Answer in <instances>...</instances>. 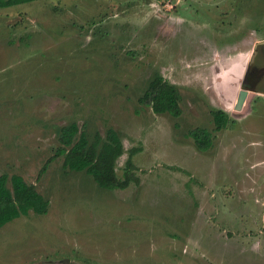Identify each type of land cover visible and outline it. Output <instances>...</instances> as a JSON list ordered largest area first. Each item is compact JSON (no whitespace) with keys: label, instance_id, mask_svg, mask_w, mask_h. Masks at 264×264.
I'll return each instance as SVG.
<instances>
[{"label":"rangeland","instance_id":"374dc122","mask_svg":"<svg viewBox=\"0 0 264 264\" xmlns=\"http://www.w3.org/2000/svg\"><path fill=\"white\" fill-rule=\"evenodd\" d=\"M262 42L264 0L0 8V173L49 201L0 229V264H264V90L221 131L212 115L236 102L239 53L260 48L264 67ZM156 75L178 89L180 117L141 104ZM72 123L91 139L116 131L120 178L139 148V183L110 191L64 157L47 165ZM197 129L212 136L204 151Z\"/></svg>","mask_w":264,"mask_h":264},{"label":"trees","instance_id":"16d2710c","mask_svg":"<svg viewBox=\"0 0 264 264\" xmlns=\"http://www.w3.org/2000/svg\"><path fill=\"white\" fill-rule=\"evenodd\" d=\"M38 0H0V8H9ZM251 89L250 85L245 86ZM141 104L149 105L158 115H171L175 118L182 115L180 94L176 86L156 75L151 79L142 95ZM215 131H221L229 124L231 117L223 110H213ZM199 150L204 151L212 145V136L208 130L197 129L191 132ZM77 137H79L77 139ZM61 147L56 155L47 161V165L59 157H64L63 167L76 172H85L93 177L97 185L103 189L126 190L132 184H138L137 167L134 157L141 151L133 148L120 178L117 173L118 160L124 155L121 138L113 129L106 131L103 137L96 133L91 139L86 131H80L77 123L61 129L59 139ZM47 165L43 168L44 171ZM42 174V173H41ZM49 201L41 195L36 186L29 184L20 175L9 177L0 173V229L21 216H28L31 212L45 215Z\"/></svg>","mask_w":264,"mask_h":264},{"label":"crops","instance_id":"0c3cea01","mask_svg":"<svg viewBox=\"0 0 264 264\" xmlns=\"http://www.w3.org/2000/svg\"><path fill=\"white\" fill-rule=\"evenodd\" d=\"M255 54V50L253 51V55ZM238 55H240V57L238 58H236L237 60L236 61H234L235 62V66L234 67H232L230 70H229V73H234V74H236V76L238 77V81H239V84H240V88H239V90L237 91V93L238 94H236V99H235V103H226L227 105L226 106H224V108H223V110L226 112V113H229V111H233V110H236V107H237V103H238V99H239V94H241L240 93V90L242 89V84H243V78H244V75L246 74L245 72H246V70H247V67L249 66V65H252V64H250V62H251V58H252V56H251V58H250V56H248V54L247 53H239ZM249 59H250V61H249ZM256 59V58H255ZM233 60V59H232ZM236 69V70H235ZM235 70V71H234ZM241 73H242V76L240 77V75H241ZM244 74V75H243ZM233 78V77H232ZM234 79V78H233ZM250 93L251 94H249V96H248V99L245 101V104L246 103H250V101L252 100V98H253V96H251L252 94H259V93H256V91L255 90H251L250 89ZM264 94V93H263ZM249 100V101H248ZM245 104H244V106H245ZM247 105V104H246ZM243 106V107H244ZM243 109V108H242ZM230 112V113H231Z\"/></svg>","mask_w":264,"mask_h":264},{"label":"flooded vegetation","instance_id":"af4514ba","mask_svg":"<svg viewBox=\"0 0 264 264\" xmlns=\"http://www.w3.org/2000/svg\"><path fill=\"white\" fill-rule=\"evenodd\" d=\"M258 54L260 52V48H258ZM258 56V55H257ZM257 58V57H256ZM256 61V59H255ZM258 66L255 64L249 65L246 70V74L244 75V80L242 84V88L247 89L245 86L250 85L251 90H264V67ZM248 90H250L248 88Z\"/></svg>","mask_w":264,"mask_h":264},{"label":"water","instance_id":"95a60500","mask_svg":"<svg viewBox=\"0 0 264 264\" xmlns=\"http://www.w3.org/2000/svg\"><path fill=\"white\" fill-rule=\"evenodd\" d=\"M262 44H264V42H262ZM261 45V44H260ZM258 52H257V50L255 49V54L252 56V58H251V62H250V64H252L253 62H254V59H255V55L257 54ZM248 69V68H247ZM247 73V72H246ZM242 76V73H241V75H240V77ZM222 78H225V77H221L220 78V81L221 80H223ZM250 92V90H248V89H244V88H242L241 90H240V93L241 94H239V99H238V103H237V107H236V110L237 111H239V110H242V108H243V106H244V104H245V101L248 99V96H249V94H251V93H249Z\"/></svg>","mask_w":264,"mask_h":264}]
</instances>
